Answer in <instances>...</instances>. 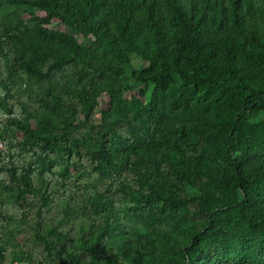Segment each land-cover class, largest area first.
<instances>
[{
  "label": "trees",
  "instance_id": "trees-1",
  "mask_svg": "<svg viewBox=\"0 0 264 264\" xmlns=\"http://www.w3.org/2000/svg\"><path fill=\"white\" fill-rule=\"evenodd\" d=\"M0 142V264H264V0H0Z\"/></svg>",
  "mask_w": 264,
  "mask_h": 264
},
{
  "label": "rangeland",
  "instance_id": "rangeland-1",
  "mask_svg": "<svg viewBox=\"0 0 264 264\" xmlns=\"http://www.w3.org/2000/svg\"><path fill=\"white\" fill-rule=\"evenodd\" d=\"M49 26L52 27V28H55V29H59V30L66 31L68 33H72V34L77 35L76 31L74 29H72L71 27L66 26V25L54 23V24H50ZM77 39H78L79 43H81L84 46H89L90 45V40L87 39V38H84V37H81V36H77ZM146 65H147L146 61L142 60L141 58H139L136 55H132L131 66L133 68L141 69V68L145 67ZM152 87L153 86H152L151 83H148L147 85H143V89L145 90V94H146V99L149 97V94H150V92L152 90ZM0 144H1V142H0ZM1 145H0V149H3V146H1Z\"/></svg>",
  "mask_w": 264,
  "mask_h": 264
},
{
  "label": "built area",
  "instance_id": "built-area-1",
  "mask_svg": "<svg viewBox=\"0 0 264 264\" xmlns=\"http://www.w3.org/2000/svg\"><path fill=\"white\" fill-rule=\"evenodd\" d=\"M1 145V144H0ZM2 146V145H1Z\"/></svg>",
  "mask_w": 264,
  "mask_h": 264
}]
</instances>
